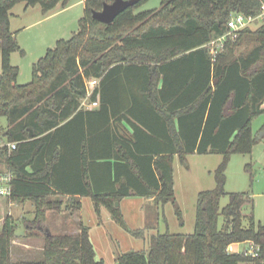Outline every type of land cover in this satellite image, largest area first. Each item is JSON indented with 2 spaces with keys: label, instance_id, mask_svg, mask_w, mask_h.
Instances as JSON below:
<instances>
[{
  "label": "trees",
  "instance_id": "obj_1",
  "mask_svg": "<svg viewBox=\"0 0 264 264\" xmlns=\"http://www.w3.org/2000/svg\"><path fill=\"white\" fill-rule=\"evenodd\" d=\"M20 1L44 12L67 2L0 0V116L8 120V140L18 142L10 154L0 151L16 174L12 195L0 198L2 210L9 202L32 201L35 217L26 220L23 236L45 239L39 260H13L17 227L7 214L0 224V264H105L88 226L80 223L77 234L48 227V211L81 209L76 196L90 197L98 215L105 206L137 238H146V228L130 227L116 205L127 197H153L160 207L172 202L183 224L174 158L185 161L191 152L223 155L215 188L198 194L195 231L152 234L146 248L119 253L117 264H258L229 250L254 240L264 251V223L252 217L244 225L243 206L253 199L231 193L225 207L220 201L230 155L251 153L264 137V126L257 136L252 129L264 113V23L239 31L215 60L207 45L228 31L232 13L257 16L260 0H162L160 8L137 12L147 1L140 0L110 24L92 14L114 0H85L79 30L47 50L26 84L17 82L19 69L10 63L21 50L10 27ZM243 42L252 47L240 51ZM93 77L101 78L92 95L100 105L84 110L85 81ZM61 195L69 197L64 208Z\"/></svg>",
  "mask_w": 264,
  "mask_h": 264
},
{
  "label": "rangeland",
  "instance_id": "obj_2",
  "mask_svg": "<svg viewBox=\"0 0 264 264\" xmlns=\"http://www.w3.org/2000/svg\"><path fill=\"white\" fill-rule=\"evenodd\" d=\"M162 0H147L136 11L160 8ZM85 14V0L60 1L53 9L44 12L41 5L27 6L25 1L17 2L11 9L10 27L15 33L21 50L11 55L10 63L17 66L19 74L17 82L26 84L33 79L34 64L43 57L49 48H54L60 39H68L79 30L80 19ZM264 21L253 23L250 28L255 30ZM146 27L141 26L140 28ZM252 44L241 43L239 50L248 51ZM23 50V51H22ZM2 71V53L0 50V73ZM264 126V113L256 116L252 121V129L257 136ZM9 128L8 120L0 116V144L8 140L6 132ZM5 157H0V169H6ZM223 161V155L218 153L199 154L191 152L186 160L174 158L175 195L182 212L183 224L176 213L172 202L159 206L154 201L144 197L125 198L121 208L124 218L132 228H147L146 238H137L127 232L113 220L110 211L101 206L100 215L96 212L93 200L84 198L81 214L66 211H53L48 218L51 231L76 233L80 223L89 227L91 240L97 257L104 259L105 264H117L119 253L131 250H141L148 246L151 233H183L192 234L195 231L197 200L199 192L213 189L216 186L214 172ZM226 194L221 198L220 206L225 207L230 201L231 193H248L253 202L243 206L244 225L248 226L251 218L255 223H264V137L257 142L251 153H233L226 169ZM64 208L67 199H63ZM4 200L0 199V224L8 214L17 227L16 241L12 250V258L39 260L42 256V241L29 240L23 236L26 220L35 217V206L32 201L9 202L8 208L3 209ZM224 216L219 218L220 228L224 224ZM19 234V235H18ZM14 238V239H15ZM44 242V240H43ZM28 244V245H26ZM243 243L236 248L242 250ZM13 259V260H14ZM239 264H249L241 262Z\"/></svg>",
  "mask_w": 264,
  "mask_h": 264
},
{
  "label": "built area",
  "instance_id": "obj_3",
  "mask_svg": "<svg viewBox=\"0 0 264 264\" xmlns=\"http://www.w3.org/2000/svg\"><path fill=\"white\" fill-rule=\"evenodd\" d=\"M258 20H264V0H260V12L257 16H248L244 13H232L228 20V31L221 36L213 39L208 43L210 54L215 60L219 52L224 48L228 40H235L238 32L247 26H250ZM101 78L93 77L85 81L86 95L82 100V107H93L99 105L98 100H92L96 88L100 83ZM17 141H6L0 144V151H5L10 154L17 148ZM16 179V174L9 170H0V198L10 197L13 193V184ZM244 247L240 252L252 259H258V264H264V251L262 246L254 240L245 242Z\"/></svg>",
  "mask_w": 264,
  "mask_h": 264
},
{
  "label": "water",
  "instance_id": "obj_4",
  "mask_svg": "<svg viewBox=\"0 0 264 264\" xmlns=\"http://www.w3.org/2000/svg\"><path fill=\"white\" fill-rule=\"evenodd\" d=\"M140 0H114L111 3H105L101 10L93 11V18L103 22L105 24L112 23L115 18L127 8L134 6ZM33 136V132H31ZM116 205L119 206L120 202H116Z\"/></svg>",
  "mask_w": 264,
  "mask_h": 264
},
{
  "label": "crops",
  "instance_id": "obj_5",
  "mask_svg": "<svg viewBox=\"0 0 264 264\" xmlns=\"http://www.w3.org/2000/svg\"><path fill=\"white\" fill-rule=\"evenodd\" d=\"M260 21H264V20H258V21H256V22H260ZM255 23V22H254ZM252 25V24H251ZM250 25V26H251ZM249 26V27H250ZM96 100H98L99 101V105H100V99H99V96L97 97V99ZM99 105H97V106H93V107H82V108H84V110H93V109H97L98 107H99ZM124 124H126V122L124 121L123 122ZM57 197H59L60 199H67L68 200V196H57ZM78 199H80L81 200V202H82V204H83V201H84V198H88V196H76ZM54 197H51L50 199H53ZM127 198H140V197H127ZM125 199V198H124ZM148 201H154L155 202V200H154V198L152 197V198H146ZM122 202H123V200L120 202V205H122ZM81 209H82V207H81ZM81 209L79 210V211H77L76 213H75V215L77 214V216L78 215H80L81 214ZM122 209V208H121ZM102 209H101V213H102ZM51 213H53V211H48L47 212V214H46V220H47V224H48V227L50 228L51 227V224H50V222L48 221L49 219V217H50V214ZM52 228V227H51ZM50 228V230H52ZM140 228H142V227H140ZM147 229V228H146ZM79 232V226L76 228V233L75 234H77ZM54 233V232H53ZM61 233H67V232H61ZM61 233H57V234H61ZM89 233H90V231H89ZM158 233V232H157ZM152 234H156V233H151V235ZM19 235V234H18ZM150 235V236H151ZM41 240L42 241V248L44 247V244H45V239L43 238V237H27L26 238V240L27 241H29V240ZM43 240H44V242H43ZM15 241H16V238L15 239H13V243H15ZM244 244H245V242H243ZM243 243H233V244H231L230 246H229V250L231 251V252H240V250H238V248H236L237 246H239V245H241V244H243ZM26 245H28V244H26ZM13 246H14V244H13ZM14 259V258H13ZM15 261L16 260H19V259H14ZM20 260H28V258H21ZM249 264H252V263H249Z\"/></svg>",
  "mask_w": 264,
  "mask_h": 264
}]
</instances>
